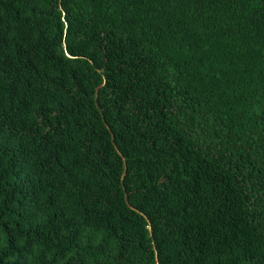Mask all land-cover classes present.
Returning <instances> with one entry per match:
<instances>
[{"label": "trees", "instance_id": "trees-1", "mask_svg": "<svg viewBox=\"0 0 264 264\" xmlns=\"http://www.w3.org/2000/svg\"><path fill=\"white\" fill-rule=\"evenodd\" d=\"M0 264H264V0H0Z\"/></svg>", "mask_w": 264, "mask_h": 264}]
</instances>
